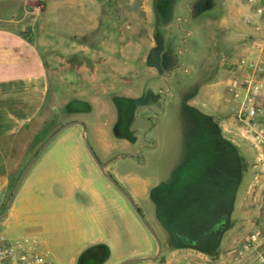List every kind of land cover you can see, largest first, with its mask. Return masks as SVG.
I'll return each instance as SVG.
<instances>
[{
	"label": "rangeland",
	"instance_id": "374dc122",
	"mask_svg": "<svg viewBox=\"0 0 264 264\" xmlns=\"http://www.w3.org/2000/svg\"><path fill=\"white\" fill-rule=\"evenodd\" d=\"M258 8L264 12V0H0V18L28 14L35 19L37 46L56 78L58 96L38 116L31 147L35 144L37 152L82 110L84 137L97 158L103 151L95 148L111 144L110 158L134 160L125 162L123 170L151 182L171 180L176 187L188 177L220 174L225 151L211 131H221L226 123L228 129L218 136L233 156L234 177L239 154L246 185L245 197L234 200L242 213L231 224L240 227L239 233L246 230L254 211L264 210L251 189L257 139L246 130L248 120L240 117L229 84L242 78L241 59L260 66L264 76V14ZM195 96L200 107L194 105ZM73 101L80 103L65 112L63 106ZM206 105L215 108L219 120ZM77 157L93 161L81 129L71 126L41 158L70 162ZM92 185L105 199L100 186ZM58 189L45 197L48 208L34 223L38 250L56 264H77L78 256L100 239L109 248L104 264H119L132 251L147 248L133 210L131 221L127 216L132 236L112 245L114 233L90 211L89 198L64 196ZM74 200L83 208H73ZM14 224L8 215L0 221V232L13 239Z\"/></svg>",
	"mask_w": 264,
	"mask_h": 264
},
{
	"label": "crops",
	"instance_id": "0c3cea01",
	"mask_svg": "<svg viewBox=\"0 0 264 264\" xmlns=\"http://www.w3.org/2000/svg\"><path fill=\"white\" fill-rule=\"evenodd\" d=\"M27 6L25 2L23 5L25 13ZM33 20L28 14L15 19L0 18V215L6 208L14 184L36 153V146L34 144L31 147L30 138L32 136L35 142L38 116L47 106L48 108L52 106L53 100L58 96L57 89L53 88L57 85L54 72L46 66V62L49 61L44 60L37 46V22ZM199 100V96L193 97L194 105L199 106L197 104ZM79 103L80 101L67 102L62 105L63 110L67 112L70 105ZM205 107L215 120H219V115L214 112L215 108H209L207 105ZM77 114L75 120H85L84 111H78ZM71 126L81 129L82 135L80 126ZM225 129H228L227 125L222 123L221 131H215V128L211 131L212 135L217 134L214 142L218 146L221 145V148L223 145L221 151L226 152L222 158L221 170L228 168L231 159L227 152L228 144L218 136L225 132ZM52 142L29 168L5 216L12 215L15 220L13 239L37 242L35 238L37 228L34 226L36 217L48 208L43 200L52 193V189L57 188L58 193L62 191L64 196L74 197L80 193L89 198L90 211H95L100 221L109 223V229L114 233L112 245L125 241L127 237L130 238L132 232L130 223L127 225V216L131 221L134 210L128 200L102 175L92 160L89 162L77 157L70 162L65 160L52 162L41 158ZM254 146L257 152L254 162L255 175L251 184L252 198L264 203V142L260 143L257 138ZM102 147L95 148L96 151H103L104 158L97 154L98 160L104 170L124 188L154 231L161 246V252L154 261L129 264H255L254 261L250 262L251 253L240 258L238 252L248 235L262 222L264 210L254 211L246 230L243 229L241 233L238 232L240 227L237 224H231L234 215L239 217L242 213V208H235L234 200L244 198L246 189L244 169L238 153L235 157L236 173L232 179L227 178L229 171L224 169V173L217 176H196L194 179L188 177L183 183L179 181L175 187L171 180L158 179L151 182L148 177L135 176L132 169L123 170L122 165L125 162L134 160L110 158L109 152L113 150L111 144ZM94 183L100 186L105 199L98 195L101 193L93 187ZM232 192L226 225L217 240V245L214 246L212 238L216 230L222 227ZM16 197L17 202L12 206ZM203 198H206V203ZM72 206L77 210L83 208L76 200ZM134 215L137 216L135 212ZM136 218L138 220V217ZM138 222L142 227L140 234L144 236L147 248L132 251L126 255L127 257L124 256L129 259L154 256L158 252L156 241L141 221ZM146 232L149 236L145 235ZM201 233L208 235L204 237L205 234ZM182 234L189 235L191 242L182 241ZM104 243L105 239H100L90 247ZM212 251H216L217 254L213 256L210 254Z\"/></svg>",
	"mask_w": 264,
	"mask_h": 264
},
{
	"label": "built area",
	"instance_id": "2783aa9c",
	"mask_svg": "<svg viewBox=\"0 0 264 264\" xmlns=\"http://www.w3.org/2000/svg\"><path fill=\"white\" fill-rule=\"evenodd\" d=\"M257 13L263 15V9L258 8ZM255 45H251L254 48ZM241 76L230 81L229 90L233 98L238 101L240 117L244 116L246 130L255 132V138L264 142V76L259 74L263 69L257 64L241 59L239 68ZM248 71L258 73L256 77L247 75ZM240 76V77H241ZM248 122V123H247ZM257 131V133H256ZM264 175V169H263ZM251 253L250 262L264 264V212L262 222L253 230L240 246V258ZM0 264H56L45 253L38 250L35 241L24 239H9L0 234Z\"/></svg>",
	"mask_w": 264,
	"mask_h": 264
},
{
	"label": "water",
	"instance_id": "95a60500",
	"mask_svg": "<svg viewBox=\"0 0 264 264\" xmlns=\"http://www.w3.org/2000/svg\"><path fill=\"white\" fill-rule=\"evenodd\" d=\"M71 125H78L82 128V139L83 142L86 146L87 151L89 152L90 156L92 157L93 161L95 162V164L97 165V167L99 168L100 172L102 173V175L111 183L113 184V186L121 193L123 194V196L128 200L130 206L132 207V209L134 210V212L136 213L137 217L139 218V220L141 221V223L144 225V227L148 230V232L152 235V237L154 238V240L157 243L158 246V252L154 255V256H143L140 258H132V259H128V260H124L123 262L119 263V264H129V263H133V262H145V261H154L160 254L161 252V246L160 243L158 241V238L156 237L154 231L152 230V228L148 225V223L145 221L144 217L142 216V214L140 213V211L138 210L137 206L132 202V200L130 199V197L128 196V194L118 185V183L104 170L102 164L100 163V161L98 160L97 156L95 155V153L93 152L91 146L89 145L87 139L84 137L85 134V124L81 121L78 120H74V121H70L67 122L65 124H63L62 126H60L59 128H57L52 134L51 136L42 144V146L38 149V151L35 153V155L31 158V160L29 161V163L26 165V167L24 168V170L22 171L19 179L17 180V182L14 184L12 192L9 196V199L7 201L6 204V208L4 210V212L0 215V220L2 218H4L7 213L8 210L10 208V205L14 199V196L17 192V189L21 183V181L23 180L24 176L26 175V173L28 172L29 168L31 167V165L34 163V161L38 158V156L42 153V151L46 148V146L52 142L64 129L70 127ZM232 195L233 192L231 193V198L229 199V208H228V212L225 216V219L222 223V227L220 229H218V231L216 230V232L214 233V237L212 238L213 243L212 245L216 246L217 245V240L222 232V229L225 228V221H227L228 218V214H229V209L231 207V203H232ZM109 258V256H108ZM108 258L103 261L101 264H104Z\"/></svg>",
	"mask_w": 264,
	"mask_h": 264
},
{
	"label": "trees",
	"instance_id": "16d2710c",
	"mask_svg": "<svg viewBox=\"0 0 264 264\" xmlns=\"http://www.w3.org/2000/svg\"><path fill=\"white\" fill-rule=\"evenodd\" d=\"M97 251L96 253H101L102 257L98 261L99 263H102L105 261L109 256V248L105 244H98L94 245L86 250H84L78 257L77 264H89V259L92 257V252ZM95 264V263H94Z\"/></svg>",
	"mask_w": 264,
	"mask_h": 264
},
{
	"label": "flooded vegetation",
	"instance_id": "af4514ba",
	"mask_svg": "<svg viewBox=\"0 0 264 264\" xmlns=\"http://www.w3.org/2000/svg\"><path fill=\"white\" fill-rule=\"evenodd\" d=\"M229 156H231V155H229ZM233 167H234V159H233V156H231V159H230V161H229V166H228V168H223V170H220V173L221 174H223L224 173V169H226L227 171H229L228 172V174H227V178H229V179H232L233 178V172H232V169H233ZM220 174V175H221ZM219 175V176H220ZM204 199V202L206 203V198H203ZM216 225H214V227H215ZM204 235V237H206V235H208V234H206V233H201V235ZM194 235V234H193ZM189 235H184V234H182V241H185V242H191L190 240H189ZM203 237V238H204ZM206 239H208V238H206ZM97 252V251H96ZM95 251H93L92 252V257L93 258H90L89 259V264H94V263H96L97 261H99L100 259H101V257H102V254L101 253H96Z\"/></svg>",
	"mask_w": 264,
	"mask_h": 264
}]
</instances>
